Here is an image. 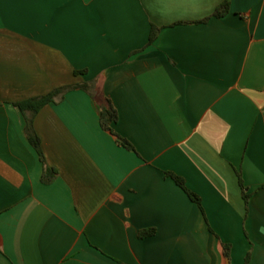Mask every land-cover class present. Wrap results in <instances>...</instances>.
<instances>
[{
  "label": "crops",
  "instance_id": "1",
  "mask_svg": "<svg viewBox=\"0 0 264 264\" xmlns=\"http://www.w3.org/2000/svg\"><path fill=\"white\" fill-rule=\"evenodd\" d=\"M229 1L0 0V264H264V0ZM84 82L134 150L71 90L33 121L45 184L14 102Z\"/></svg>",
  "mask_w": 264,
  "mask_h": 264
},
{
  "label": "trees",
  "instance_id": "2",
  "mask_svg": "<svg viewBox=\"0 0 264 264\" xmlns=\"http://www.w3.org/2000/svg\"><path fill=\"white\" fill-rule=\"evenodd\" d=\"M229 9H230V1L224 0V2L216 9L213 16L222 17L226 13L229 12ZM159 31H160L159 27H156V26L152 27L150 37H149V44H151L155 40ZM75 89H83L87 91L94 99H96L100 103V106H101L100 122H101V126L103 127V129L112 133L117 138L119 143H121L124 147H126L129 150H134L133 145L127 139L123 138L120 134H118L114 130L113 124L117 122L118 120L117 109L114 106L111 99L107 97H102V94L100 93L99 88L95 85L94 82L93 83L84 82V83L66 85V86L58 87L44 95L34 96V97H31L25 100L14 102V105L21 110V112L23 113L25 117V120H26L25 134L27 136V139L37 151L44 165V170L42 174V182L45 184H51L57 179L58 170L55 167H50L47 165L46 159H45L42 147H41V139L34 128L33 121L37 113L44 106L50 103H55V102L60 101L61 99H63L66 93H68L71 90H75ZM166 175L173 178L177 182V184L185 190V192L189 195V197L192 200L196 201L199 205H201V198L196 193H194L193 191L187 188V186L185 185V181L182 177L172 172H166ZM238 177H239V183L243 190V196H244L245 202L248 203L249 195L246 192V188L244 186L243 179L240 173H238ZM151 232L152 231H144V232H141L140 235L141 237H145V236H148ZM230 250H231V245L224 244V252H225V255L228 257L230 256ZM249 262H250V254L247 255L244 264H249Z\"/></svg>",
  "mask_w": 264,
  "mask_h": 264
}]
</instances>
